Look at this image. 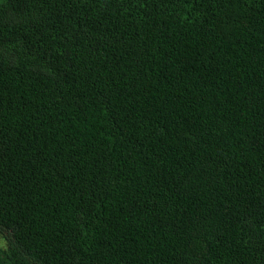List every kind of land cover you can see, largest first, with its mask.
Listing matches in <instances>:
<instances>
[{"label":"trees","instance_id":"1","mask_svg":"<svg viewBox=\"0 0 264 264\" xmlns=\"http://www.w3.org/2000/svg\"><path fill=\"white\" fill-rule=\"evenodd\" d=\"M0 264H264V0H0Z\"/></svg>","mask_w":264,"mask_h":264},{"label":"rangeland","instance_id":"2","mask_svg":"<svg viewBox=\"0 0 264 264\" xmlns=\"http://www.w3.org/2000/svg\"><path fill=\"white\" fill-rule=\"evenodd\" d=\"M4 241L5 240L2 237H0V245L5 246L6 242L4 243Z\"/></svg>","mask_w":264,"mask_h":264}]
</instances>
